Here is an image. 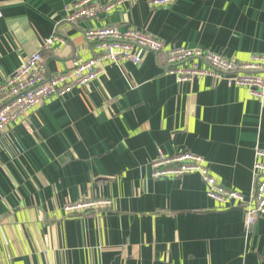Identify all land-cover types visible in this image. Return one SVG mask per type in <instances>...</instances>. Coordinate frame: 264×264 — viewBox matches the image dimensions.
<instances>
[{
	"label": "crops",
	"instance_id": "crops-1",
	"mask_svg": "<svg viewBox=\"0 0 264 264\" xmlns=\"http://www.w3.org/2000/svg\"><path fill=\"white\" fill-rule=\"evenodd\" d=\"M77 1L0 0V84L36 52L51 73L66 72L76 57L94 59L89 28H133L168 50L237 62L264 56V0H175L161 9L136 0L70 25L65 7ZM55 35L65 43L44 51ZM139 54V66L106 65L0 138V264H264V217L249 227L244 205L211 200L198 174L158 180L151 168L159 154L190 152L252 202L264 106L219 78L179 84L164 53ZM98 198L112 205L64 211Z\"/></svg>",
	"mask_w": 264,
	"mask_h": 264
},
{
	"label": "built area",
	"instance_id": "built-area-1",
	"mask_svg": "<svg viewBox=\"0 0 264 264\" xmlns=\"http://www.w3.org/2000/svg\"><path fill=\"white\" fill-rule=\"evenodd\" d=\"M136 0H114L104 6L101 0H78L65 7L64 22L78 25L83 20L96 18L101 9L110 11ZM175 0H150L149 7L161 9ZM85 40L92 44L97 56L84 61L74 58L66 72L51 73L42 52L31 54L10 77L0 84V138L11 124H26L29 114L51 98H64L73 89L86 87L95 81L106 65L120 66L142 62L139 51L156 55L165 54L167 74L179 84H186L207 77L226 80L230 84L249 89L250 94L264 106V56L253 55L247 62L227 60L203 49L176 47L166 49L164 43L150 34L130 28L121 31L116 27L89 28ZM55 42L65 43L55 35L44 43V51L50 53ZM204 64V67L201 66ZM253 166L254 190L252 202L235 190L227 189L210 173L204 159L190 152L174 156L159 154L152 162V177L158 180L182 178L198 174L207 190V196L222 205L245 207L246 223L253 226L264 217V151H256ZM112 205L110 199L98 198L67 203L64 211L70 216L99 212Z\"/></svg>",
	"mask_w": 264,
	"mask_h": 264
}]
</instances>
